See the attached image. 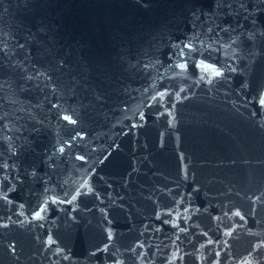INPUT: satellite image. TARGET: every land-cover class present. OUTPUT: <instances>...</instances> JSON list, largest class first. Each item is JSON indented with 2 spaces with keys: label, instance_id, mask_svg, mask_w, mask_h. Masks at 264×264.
Instances as JSON below:
<instances>
[{
  "label": "water",
  "instance_id": "95a60500",
  "mask_svg": "<svg viewBox=\"0 0 264 264\" xmlns=\"http://www.w3.org/2000/svg\"><path fill=\"white\" fill-rule=\"evenodd\" d=\"M0 264H264V0H0Z\"/></svg>",
  "mask_w": 264,
  "mask_h": 264
}]
</instances>
